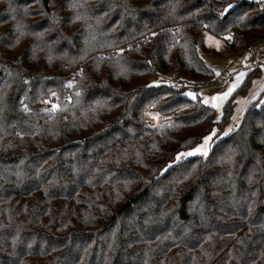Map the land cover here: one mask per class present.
Returning <instances> with one entry per match:
<instances>
[{
	"label": "trees",
	"instance_id": "obj_1",
	"mask_svg": "<svg viewBox=\"0 0 264 264\" xmlns=\"http://www.w3.org/2000/svg\"><path fill=\"white\" fill-rule=\"evenodd\" d=\"M262 40L259 0H0V264H264V94L221 135L179 88Z\"/></svg>",
	"mask_w": 264,
	"mask_h": 264
},
{
	"label": "rangeland",
	"instance_id": "obj_2",
	"mask_svg": "<svg viewBox=\"0 0 264 264\" xmlns=\"http://www.w3.org/2000/svg\"><path fill=\"white\" fill-rule=\"evenodd\" d=\"M209 36L214 37L216 40H219L221 43V47L224 45V43H225L224 38L216 37V36L208 33L206 35V44L208 47L216 48L214 42H210L207 39V37H209ZM201 55H202L205 63L209 67H211L212 69H215L216 73L219 72V82H218V84H216L214 86H209V87H195L193 85L180 86L179 88H180L181 93H183L186 96H188L187 95L188 92H193L196 95L195 99H201L203 101V98L205 96L211 97L214 95H218L219 93H221L223 91H227L228 87L236 80V74L238 72H244L245 73V76H244L243 80L241 81L240 86L237 87L236 90L228 97V99H226L224 101V103L221 106V108L219 109V111H217L215 109V120L220 122L225 116V109H226L228 102H230L233 99L232 111H231L230 115L228 116V118H229L228 123L226 124L225 128L221 132V135H227L230 133L227 131L229 128H232V131H233V129L240 123L241 118H242L243 113H244V110L249 105L248 104L247 106H244L243 112H237V109L242 107V105L238 104L237 101L241 100L242 98L249 97L250 90H255L257 85H254V83H253L254 81H264V40L255 44L252 47L251 51H249V52L244 51V53L242 55L236 56V57L221 58V57H216V56L212 55L211 53H205V52H202ZM249 74L251 76L250 84H249L248 88L246 89V91L242 93L240 88L243 85L244 81L247 79ZM154 80L160 81V83L165 81V80L153 78L151 80V82H153ZM160 83H158V84H160ZM155 85H157V84H155ZM260 96L261 95H258L257 98H259ZM188 97L193 99L191 96H188ZM149 112H152V113H159V112H157L154 109H146V111H145L146 118L150 121V125L152 127H157L164 122L165 117L162 114L159 113V119H153L152 116L148 115ZM217 115L220 116L219 120L216 119ZM233 117H237V119L234 120ZM212 142H213V140L210 143L209 152L212 148ZM190 149L185 150V151H189ZM182 152H184V151H182ZM198 155L199 154H197L195 156H198ZM189 157H192V156H186L183 159L189 158ZM180 160H182V159H180Z\"/></svg>",
	"mask_w": 264,
	"mask_h": 264
},
{
	"label": "snow or ice",
	"instance_id": "obj_3",
	"mask_svg": "<svg viewBox=\"0 0 264 264\" xmlns=\"http://www.w3.org/2000/svg\"><path fill=\"white\" fill-rule=\"evenodd\" d=\"M69 6L72 8H77V7H79V4L76 2H73V3H70ZM232 8H233V4H228L227 7L223 11L227 12ZM74 19L79 20V19H81V16L76 15L74 17ZM244 19H245V16H240L238 18L239 21H243ZM21 27H22L21 25H19V24L17 25L18 29ZM224 38H225V40H228V41H231L234 39L233 35L230 32ZM207 39L210 42H214L215 47L217 49H219L221 47L220 41L216 40L214 37L209 36V37H207ZM213 71H216V70L213 69ZM217 75H219V72H217ZM244 76H245L244 72H238L236 74V80L228 87L227 91H223V92L219 93L218 95H214L211 97L205 96L203 98V101H202L203 104L210 105L212 108L219 111V109L223 105L224 101L226 99H228V97L236 90L237 87L240 86L241 81L243 80ZM74 83H75V81L69 82L67 87H72V85ZM152 83L158 84V83H160V81L154 80ZM253 83H254V85H257V87L255 88V90H250L249 97L242 98L241 100L237 101L238 104L242 105V107L237 109V112H243L244 106H247L248 104L252 103V101L256 100L258 95L264 94V81H254ZM51 95L56 96V93L52 92ZM77 95H79V93H77ZM187 95L191 96L193 99L196 98V95L193 92H188ZM262 105H264V101H259L254 106L255 107H261ZM150 107H154V105H151ZM60 109H61V105L57 103V104H52V107L50 109H45V111L48 112L50 117H51L52 114L58 112ZM28 110L29 109L25 105V111H28ZM148 115L152 116L153 119H159V113L149 112ZM165 119L167 120L168 118H165ZM216 119L219 120L220 116L217 115ZM233 119L235 120V119H237V117H233ZM227 131L231 132L232 128H229ZM216 135H217L216 130L212 129V131L208 135H205L202 137V142L197 144L196 147L191 148L189 151L177 152L176 160L183 159L186 156H195L197 154L205 156V157L208 156L210 143ZM153 147H155V145H153ZM228 159L230 160L231 157H228Z\"/></svg>",
	"mask_w": 264,
	"mask_h": 264
},
{
	"label": "built area",
	"instance_id": "obj_4",
	"mask_svg": "<svg viewBox=\"0 0 264 264\" xmlns=\"http://www.w3.org/2000/svg\"><path fill=\"white\" fill-rule=\"evenodd\" d=\"M259 1L263 2V4H264V0H259ZM251 49L252 48H248L247 51H250ZM81 71H82V68L80 65L78 68H76L70 74L67 75L65 93H64L65 100L66 99H68V100L73 99L74 95H76L79 92V90L75 87V83L72 85V87H67V85L69 82L75 81L77 73L81 72Z\"/></svg>",
	"mask_w": 264,
	"mask_h": 264
},
{
	"label": "water",
	"instance_id": "obj_5",
	"mask_svg": "<svg viewBox=\"0 0 264 264\" xmlns=\"http://www.w3.org/2000/svg\"><path fill=\"white\" fill-rule=\"evenodd\" d=\"M44 4L47 5L48 4V0H43Z\"/></svg>",
	"mask_w": 264,
	"mask_h": 264
},
{
	"label": "crops",
	"instance_id": "obj_6",
	"mask_svg": "<svg viewBox=\"0 0 264 264\" xmlns=\"http://www.w3.org/2000/svg\"><path fill=\"white\" fill-rule=\"evenodd\" d=\"M251 50H252V49H251ZM251 50H250V51H251ZM248 52H249V51H248Z\"/></svg>",
	"mask_w": 264,
	"mask_h": 264
}]
</instances>
